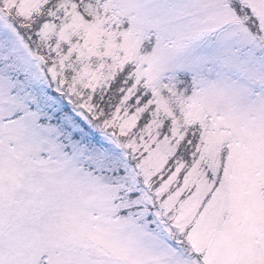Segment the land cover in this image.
<instances>
[{"label": "snow or ice", "instance_id": "obj_1", "mask_svg": "<svg viewBox=\"0 0 264 264\" xmlns=\"http://www.w3.org/2000/svg\"><path fill=\"white\" fill-rule=\"evenodd\" d=\"M0 264H264V0H0Z\"/></svg>", "mask_w": 264, "mask_h": 264}]
</instances>
